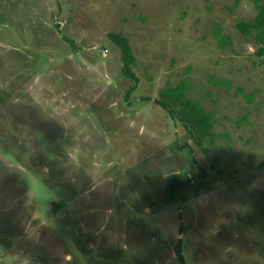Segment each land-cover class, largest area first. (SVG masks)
Listing matches in <instances>:
<instances>
[{
  "label": "rangeland",
  "instance_id": "obj_1",
  "mask_svg": "<svg viewBox=\"0 0 264 264\" xmlns=\"http://www.w3.org/2000/svg\"><path fill=\"white\" fill-rule=\"evenodd\" d=\"M259 11L0 0V264H179L178 244L186 264H264V54L237 29ZM185 79L209 136L155 102ZM172 175L191 182L164 204Z\"/></svg>",
  "mask_w": 264,
  "mask_h": 264
},
{
  "label": "trees",
  "instance_id": "obj_2",
  "mask_svg": "<svg viewBox=\"0 0 264 264\" xmlns=\"http://www.w3.org/2000/svg\"><path fill=\"white\" fill-rule=\"evenodd\" d=\"M241 0H234V5L237 6ZM255 4L259 7L260 11L258 15L250 22H240L237 24V29L245 35H251V31L254 29L255 35L253 39L260 45L258 54H264V7H261L259 0H254ZM219 29V26H217ZM216 39L219 40L220 36L216 34ZM108 39L113 42L120 50V57L122 61V74L133 80L138 81L137 77L132 72L133 56L132 50L127 38L121 33L110 32L108 34ZM221 44V43H220ZM228 89L230 85L225 84ZM188 87V79L180 82L173 87H166L160 91V99L155 100V102L163 108L170 117H174L175 112L173 108L177 105L181 106L180 112L183 118L186 119V124L190 125L197 135L209 136L210 135V125H209V113H206L202 108H200L195 102L186 99L185 91ZM135 90V86L131 87L128 91V95ZM238 88L236 92H240ZM251 100V97L249 98ZM245 119V118H244ZM183 121V119H180ZM200 133V134H199ZM204 172L202 170V175ZM190 179H184L178 175H172L168 177L164 182L165 197L163 198L164 204H169L176 201L177 194L183 191L190 184ZM61 207V204L60 206ZM57 210V209H55ZM174 254L177 258L179 264H186L184 256L181 252L180 245L178 244L174 249Z\"/></svg>",
  "mask_w": 264,
  "mask_h": 264
}]
</instances>
